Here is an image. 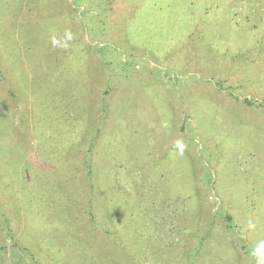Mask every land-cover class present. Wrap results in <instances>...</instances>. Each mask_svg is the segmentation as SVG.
I'll list each match as a JSON object with an SVG mask.
<instances>
[{
  "label": "rangeland",
  "instance_id": "rangeland-1",
  "mask_svg": "<svg viewBox=\"0 0 264 264\" xmlns=\"http://www.w3.org/2000/svg\"><path fill=\"white\" fill-rule=\"evenodd\" d=\"M262 242L264 0H0V264Z\"/></svg>",
  "mask_w": 264,
  "mask_h": 264
},
{
  "label": "clouds",
  "instance_id": "clouds-1",
  "mask_svg": "<svg viewBox=\"0 0 264 264\" xmlns=\"http://www.w3.org/2000/svg\"><path fill=\"white\" fill-rule=\"evenodd\" d=\"M177 147L181 149L182 154L183 144L178 142ZM253 255L257 257V264H264V242L253 252Z\"/></svg>",
  "mask_w": 264,
  "mask_h": 264
}]
</instances>
